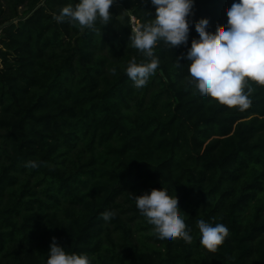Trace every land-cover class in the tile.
Listing matches in <instances>:
<instances>
[{
	"label": "trees",
	"instance_id": "1",
	"mask_svg": "<svg viewBox=\"0 0 264 264\" xmlns=\"http://www.w3.org/2000/svg\"><path fill=\"white\" fill-rule=\"evenodd\" d=\"M233 2L195 0L188 44L158 42L137 89L125 68L147 59L117 5L142 25L150 0H114L91 30L53 19L78 0H0V264H46L53 237L91 264H264V86L249 81L244 111L203 99L184 58L195 22L223 30ZM154 188L177 197L190 244L141 215L134 196ZM200 219L229 230L214 252Z\"/></svg>",
	"mask_w": 264,
	"mask_h": 264
},
{
	"label": "clouds",
	"instance_id": "2",
	"mask_svg": "<svg viewBox=\"0 0 264 264\" xmlns=\"http://www.w3.org/2000/svg\"><path fill=\"white\" fill-rule=\"evenodd\" d=\"M114 0H78L75 6L62 7L53 19L58 23L67 18L81 28L94 29L99 19L108 24L110 7ZM155 7L154 19L132 29L131 46L143 53L147 62H137L133 57L125 68L126 75L137 89L143 88L159 66L153 49L163 41L171 48L187 45L190 33L189 16L193 14L195 0H150ZM152 14V13H151ZM227 24L215 33L209 30V20L195 22L198 39H192L186 57L189 63L188 83L201 98L215 99L222 105L240 111L251 105L250 96L254 89L249 81L264 86V0H234L227 13ZM136 19V18H135ZM247 87V91L244 89ZM25 167H39L29 160ZM135 204L148 224L154 226L157 238L164 241L193 240L176 196L165 189H152L134 196ZM105 221L111 220L115 212L101 214ZM201 245L214 252L229 234L222 223L197 221ZM46 264H91L87 254L66 251L53 237L47 253Z\"/></svg>",
	"mask_w": 264,
	"mask_h": 264
},
{
	"label": "rangeland",
	"instance_id": "3",
	"mask_svg": "<svg viewBox=\"0 0 264 264\" xmlns=\"http://www.w3.org/2000/svg\"><path fill=\"white\" fill-rule=\"evenodd\" d=\"M119 10V18L120 20L127 25L130 29H135L136 27L140 26V21L136 19V23H133V14L130 10L125 9L122 5H117ZM135 18V17H134Z\"/></svg>",
	"mask_w": 264,
	"mask_h": 264
},
{
	"label": "bare ground",
	"instance_id": "4",
	"mask_svg": "<svg viewBox=\"0 0 264 264\" xmlns=\"http://www.w3.org/2000/svg\"><path fill=\"white\" fill-rule=\"evenodd\" d=\"M133 20H134V21H133V23H132V24L134 25V23H136V19L133 17Z\"/></svg>",
	"mask_w": 264,
	"mask_h": 264
}]
</instances>
